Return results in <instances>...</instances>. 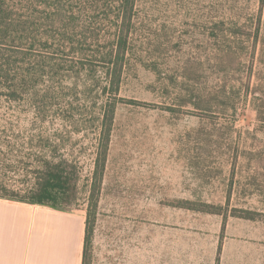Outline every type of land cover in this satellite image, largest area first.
<instances>
[{
	"label": "rangeland",
	"instance_id": "rangeland-1",
	"mask_svg": "<svg viewBox=\"0 0 264 264\" xmlns=\"http://www.w3.org/2000/svg\"><path fill=\"white\" fill-rule=\"evenodd\" d=\"M136 10L101 181L111 95L73 62L54 75L53 58L36 91L0 92L1 193L24 194L45 159L67 157L80 171L71 209L91 213L87 264H264V0Z\"/></svg>",
	"mask_w": 264,
	"mask_h": 264
},
{
	"label": "trees",
	"instance_id": "trees-1",
	"mask_svg": "<svg viewBox=\"0 0 264 264\" xmlns=\"http://www.w3.org/2000/svg\"><path fill=\"white\" fill-rule=\"evenodd\" d=\"M138 0H0V92L11 100L36 91L48 77V59L56 60L51 73L73 62L76 75L96 76L108 97L101 119L102 134L96 157L95 181L102 177L111 141L118 92L127 63ZM49 50L53 56L48 55ZM55 66V65H52ZM113 97V98H112ZM80 171L67 157L47 158L36 182L24 193L0 197L71 209L77 200ZM7 192V191H6ZM188 208L203 209L188 201ZM212 210V211H211ZM91 213L87 214L84 262L90 238Z\"/></svg>",
	"mask_w": 264,
	"mask_h": 264
},
{
	"label": "crops",
	"instance_id": "crops-1",
	"mask_svg": "<svg viewBox=\"0 0 264 264\" xmlns=\"http://www.w3.org/2000/svg\"><path fill=\"white\" fill-rule=\"evenodd\" d=\"M84 211L0 197V264H83Z\"/></svg>",
	"mask_w": 264,
	"mask_h": 264
}]
</instances>
